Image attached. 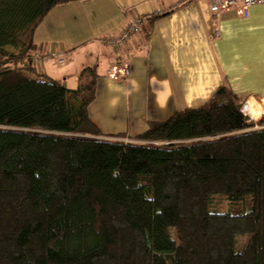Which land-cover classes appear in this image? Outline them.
Returning <instances> with one entry per match:
<instances>
[{
  "label": "trees",
  "instance_id": "16d2710c",
  "mask_svg": "<svg viewBox=\"0 0 264 264\" xmlns=\"http://www.w3.org/2000/svg\"><path fill=\"white\" fill-rule=\"evenodd\" d=\"M79 1L0 0V264H264V127L247 131L248 99L221 85L149 122L152 144L98 138V66L69 89L34 62L46 16ZM222 195L230 211H210Z\"/></svg>",
  "mask_w": 264,
  "mask_h": 264
},
{
  "label": "crops",
  "instance_id": "0c3cea01",
  "mask_svg": "<svg viewBox=\"0 0 264 264\" xmlns=\"http://www.w3.org/2000/svg\"><path fill=\"white\" fill-rule=\"evenodd\" d=\"M183 1L70 2L52 9L36 31L43 55H57L37 66L48 76H63L66 83L67 69L75 67L78 76L98 66L97 98L88 109L103 140L139 139L149 122L207 104L221 85L247 99L264 94V5L250 8L247 17L233 10L216 17L208 0ZM136 16L145 22L128 43L115 48L105 43L122 35ZM152 17L158 19L147 40L142 27ZM127 64L126 81L109 76ZM251 110L260 113L255 103Z\"/></svg>",
  "mask_w": 264,
  "mask_h": 264
},
{
  "label": "built area",
  "instance_id": "2783aa9c",
  "mask_svg": "<svg viewBox=\"0 0 264 264\" xmlns=\"http://www.w3.org/2000/svg\"><path fill=\"white\" fill-rule=\"evenodd\" d=\"M191 1L192 0H185L181 4ZM208 3H210L211 14L215 15L216 17H220L225 11L228 10H233L237 12L241 17H247L250 14L249 9L258 5H264V0H208ZM144 22H145L144 18L138 16L134 17V19L126 27L122 35L114 38L110 37L104 40L105 43L111 45L114 48L119 47L121 45H125L126 43L129 42L131 36L136 34V32L140 30V27L144 24ZM51 56L56 57L57 55L48 54L47 56H44L37 53L35 55L34 62L36 66H38L42 61L50 58ZM58 56H59V62L63 63L65 55L60 53ZM108 74L114 80L117 79V80L126 81L131 75L130 66L128 64L124 66H117L116 68L109 71ZM253 103L257 104V106H259V109L261 110L259 119H256L257 116H255L256 115L255 113H252L251 104ZM241 111L246 117V123L248 125L254 124L252 128H248L247 131H252V129H258L255 127H258L259 124L258 122H260L264 117V94L256 97H251V99H248L245 105L242 107ZM107 140L121 141L120 139L115 140L114 138H108ZM144 143L152 144V142L150 141H144Z\"/></svg>",
  "mask_w": 264,
  "mask_h": 264
},
{
  "label": "rangeland",
  "instance_id": "374dc122",
  "mask_svg": "<svg viewBox=\"0 0 264 264\" xmlns=\"http://www.w3.org/2000/svg\"><path fill=\"white\" fill-rule=\"evenodd\" d=\"M7 49L11 52H15V49H13L11 47H8ZM85 50L86 49H84L83 51H85ZM73 65L77 66L76 63H74ZM66 68H67V66H66ZM74 70H75V67H73L71 69H67V71H66V74H67L66 78H68L66 85H67V87H69V89H75V88H77V85L79 84V78H78V76H75ZM58 79L64 81L65 77L60 76ZM258 109H259V106H258ZM259 112L260 113L258 114L256 119H259V116L261 114L260 109H259ZM252 113H254V112H252ZM263 127H264V124H263V126L258 124V127H255V128L263 129ZM258 129H252V130H258ZM98 138H103V137L101 136ZM112 138H114L115 140H119V139L121 140V141H114V142H124V143H130L132 141V142L141 144V143H144V141H148V140H145L142 138L141 139H130V140L124 139L123 137H112ZM156 144H158V143H156ZM210 211L216 212V213L228 212V211H230V203L228 202V200L223 195L222 196H215L211 201ZM172 237L174 239V242H177V240L175 239V230L174 229L172 230ZM251 237H252V235H250V234L238 236L236 239V242H235V251L236 252L243 251L245 249L246 244L250 241Z\"/></svg>",
  "mask_w": 264,
  "mask_h": 264
}]
</instances>
